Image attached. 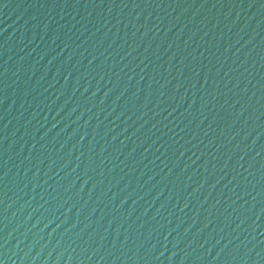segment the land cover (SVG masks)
<instances>
[{
	"label": "water",
	"instance_id": "95a60500",
	"mask_svg": "<svg viewBox=\"0 0 264 264\" xmlns=\"http://www.w3.org/2000/svg\"><path fill=\"white\" fill-rule=\"evenodd\" d=\"M0 264H264V0H0Z\"/></svg>",
	"mask_w": 264,
	"mask_h": 264
}]
</instances>
